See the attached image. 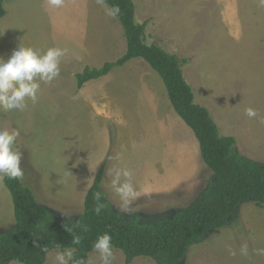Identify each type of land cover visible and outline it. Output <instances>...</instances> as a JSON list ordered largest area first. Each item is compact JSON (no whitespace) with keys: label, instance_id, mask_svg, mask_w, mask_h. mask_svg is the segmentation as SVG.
Masks as SVG:
<instances>
[{"label":"rangeland","instance_id":"obj_1","mask_svg":"<svg viewBox=\"0 0 264 264\" xmlns=\"http://www.w3.org/2000/svg\"><path fill=\"white\" fill-rule=\"evenodd\" d=\"M133 1L135 22H148L146 43L188 60L182 69L195 102L210 111L222 135L236 138L241 155L264 164V0ZM71 3L4 2L0 233L15 223L3 180L11 163L58 220L83 212L105 161L103 187L114 210L140 223L157 225L171 217L213 176L164 81L144 59L78 87L76 75L93 66L89 57H79L86 26L90 37H101L105 57L100 50L99 67L120 58L127 41L108 5L91 0L89 13L76 7L64 14ZM68 254L51 250L46 264H68ZM87 264L158 262L128 260L123 251L104 246L90 253ZM182 264H264V207L243 202L238 216L193 245Z\"/></svg>","mask_w":264,"mask_h":264},{"label":"trees","instance_id":"obj_2","mask_svg":"<svg viewBox=\"0 0 264 264\" xmlns=\"http://www.w3.org/2000/svg\"><path fill=\"white\" fill-rule=\"evenodd\" d=\"M5 1L10 0H0V19L5 15ZM99 1L109 6L122 24L127 48L113 62L86 66L76 75L78 87L134 58L144 59L164 81L172 107L193 131L213 176L191 203L171 217L157 225L140 223L114 210L103 187L105 161L86 194L83 212L75 219L58 220L11 163L3 180L12 195L15 223L0 233V264H46L45 255L51 250L69 251L68 264H87L90 253L104 246L123 251L128 260L146 257L158 264H182L193 245L202 244L238 216L243 202L264 207V164L241 155L236 138L222 135L210 111L195 102L182 69L188 60L146 43L148 22H135L133 0Z\"/></svg>","mask_w":264,"mask_h":264},{"label":"crops","instance_id":"obj_3","mask_svg":"<svg viewBox=\"0 0 264 264\" xmlns=\"http://www.w3.org/2000/svg\"><path fill=\"white\" fill-rule=\"evenodd\" d=\"M62 3L66 4L65 2L61 1ZM76 3H71L68 7H66V9L63 11V13H67L69 12V9L70 11L73 12V10H76V7H80L82 10L84 11H88L89 13V10H91V8L94 10L93 7H98L97 5L94 6V3L92 2L93 4V7L90 6L91 4V0H75ZM67 5V4H66ZM97 14H99L98 10L96 12ZM67 17V16H65ZM86 43H85V40H84V43L85 45L83 44V47L81 49V54L79 55V57H81V59L84 61L83 57H89V59H91L90 61H93V66H96V67H99L100 64V57L104 56V47L103 45L101 44V37L100 36H96L94 38L90 37L89 36V28L86 26ZM113 41V44L115 43V39L112 40ZM117 45V44H116ZM100 50L102 52V55L99 57L98 55L100 54ZM89 61V60H88ZM89 66V65H87Z\"/></svg>","mask_w":264,"mask_h":264}]
</instances>
